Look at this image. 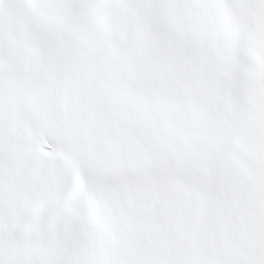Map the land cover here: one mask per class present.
<instances>
[{"label":"snow or ice","instance_id":"snow-or-ice-1","mask_svg":"<svg viewBox=\"0 0 264 264\" xmlns=\"http://www.w3.org/2000/svg\"><path fill=\"white\" fill-rule=\"evenodd\" d=\"M0 264H264V0H0Z\"/></svg>","mask_w":264,"mask_h":264}]
</instances>
